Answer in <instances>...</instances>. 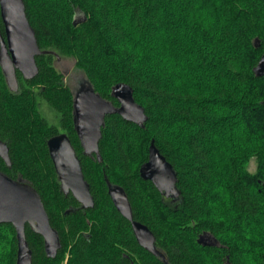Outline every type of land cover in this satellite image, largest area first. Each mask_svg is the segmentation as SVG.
<instances>
[{"label":"trees","instance_id":"16d2710c","mask_svg":"<svg viewBox=\"0 0 264 264\" xmlns=\"http://www.w3.org/2000/svg\"><path fill=\"white\" fill-rule=\"evenodd\" d=\"M24 1L47 52L36 56L34 78L17 71V91L0 65V139L11 158L0 156V169L38 190L62 242L47 256L44 237L27 224L33 264H264V75L253 71L264 54V0ZM58 55L73 56L115 105L112 89L124 82L145 108L143 125L106 116L100 158L83 152ZM61 132L94 207L61 188L47 144ZM152 140L177 174L169 193L140 175ZM110 185L124 189L133 219L153 231L151 247L138 242ZM207 232L216 244L199 242ZM16 234L0 224V264H16Z\"/></svg>","mask_w":264,"mask_h":264},{"label":"water","instance_id":"95a60500","mask_svg":"<svg viewBox=\"0 0 264 264\" xmlns=\"http://www.w3.org/2000/svg\"><path fill=\"white\" fill-rule=\"evenodd\" d=\"M1 16L5 34L0 29V65L11 90L19 89V70L25 79L34 78L38 72L36 56L42 50L26 12L24 0H0ZM76 22V20L74 21ZM261 44L256 40V46ZM257 76L264 75V54L253 68ZM112 96L119 105L97 92L92 86L74 94V123L83 152L87 155H100V140L108 114L119 113L124 119L143 125L147 119L145 108L139 104L133 87L124 82L117 83ZM61 188L64 193H72L83 208L95 205L90 184L86 180L82 162L65 132L50 137L47 141ZM0 156L11 164L9 147L0 139ZM140 175L159 188L175 186L177 174L172 163L161 153L152 140L148 159L140 167ZM108 193L117 210L131 221L138 242L151 247L155 236L144 223L134 220L130 201L121 186L110 185ZM12 223L18 241L16 264H33V251L26 235V225L44 237L47 256L56 257L62 247L61 237L50 222V217L38 190L28 181L15 179L0 169V224ZM203 233L199 242H203ZM204 244H207L203 242Z\"/></svg>","mask_w":264,"mask_h":264},{"label":"rangeland","instance_id":"374dc122","mask_svg":"<svg viewBox=\"0 0 264 264\" xmlns=\"http://www.w3.org/2000/svg\"><path fill=\"white\" fill-rule=\"evenodd\" d=\"M82 14L77 13V19H80ZM55 66L65 75L66 83L70 86L74 94L81 90H86L91 87L84 70L76 64V59L73 56L58 55L55 59ZM46 114L54 118V111L50 107H45ZM257 164L253 160L249 168L251 171L256 170Z\"/></svg>","mask_w":264,"mask_h":264},{"label":"flooded vegetation","instance_id":"af4514ba","mask_svg":"<svg viewBox=\"0 0 264 264\" xmlns=\"http://www.w3.org/2000/svg\"><path fill=\"white\" fill-rule=\"evenodd\" d=\"M166 190L167 193L171 192L173 189V186H168L167 188H163ZM71 193V192H70ZM203 242L209 244V245H214L217 243V239L211 234V233H206L205 236L203 237Z\"/></svg>","mask_w":264,"mask_h":264}]
</instances>
